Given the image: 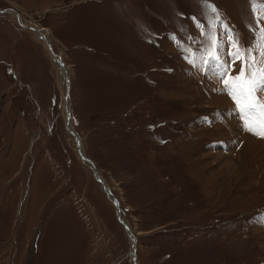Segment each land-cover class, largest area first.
<instances>
[{
  "label": "rangeland",
  "instance_id": "obj_1",
  "mask_svg": "<svg viewBox=\"0 0 264 264\" xmlns=\"http://www.w3.org/2000/svg\"><path fill=\"white\" fill-rule=\"evenodd\" d=\"M260 3L0 0V264H264Z\"/></svg>",
  "mask_w": 264,
  "mask_h": 264
},
{
  "label": "snow or ice",
  "instance_id": "obj_2",
  "mask_svg": "<svg viewBox=\"0 0 264 264\" xmlns=\"http://www.w3.org/2000/svg\"><path fill=\"white\" fill-rule=\"evenodd\" d=\"M209 8L212 13H215V15L212 17V21H219L222 17V14L218 12L214 6L209 5ZM254 10L264 14V0H261L259 7ZM261 21H264V15L261 16L260 20H258V23ZM197 26L204 29V26L199 23ZM225 27L227 28V25H225ZM204 31H206V29H204ZM261 32V40L264 41V29H261ZM230 38L233 39L232 47L235 49V52L233 53V62L235 60H240L241 67L239 73L231 80L227 78L228 74L225 72L223 74L225 79L222 80V83L224 84L225 89L228 90V94L236 102L237 107L241 110V118L244 120L245 130L258 136H264V120H261L259 124H255V122L249 119L250 115L257 107L261 108V115H264V105H257L253 102V93L260 89L261 85H264V70H261L259 74L253 72L252 65L249 63V61L254 62L255 57L251 55L249 50L242 52L239 42L236 41L235 38ZM211 43L213 47L216 46V37H211ZM208 55L212 60L218 59L214 51L209 52ZM261 55L264 56V52H262ZM185 59L188 60L189 63H195V61L191 59L190 56H186ZM205 63H207V61H205Z\"/></svg>",
  "mask_w": 264,
  "mask_h": 264
},
{
  "label": "bare ground",
  "instance_id": "obj_3",
  "mask_svg": "<svg viewBox=\"0 0 264 264\" xmlns=\"http://www.w3.org/2000/svg\"><path fill=\"white\" fill-rule=\"evenodd\" d=\"M214 14H215V13H214ZM214 14H213V15H214ZM35 27L38 29V31H43L45 34H47V31H48V33H49V30H48L49 28L46 29L47 27L45 28V27H43V26H38V25H35ZM39 27H41V28H39ZM53 40H54V39L50 37V33H49V36H47V42H48V45H49V46H50V42H52V45H53V42H54ZM51 47H53V46H51ZM58 60H59L58 57H56V61H57V62H59ZM59 64H60V63H59ZM105 188L107 189L106 186H105Z\"/></svg>",
  "mask_w": 264,
  "mask_h": 264
}]
</instances>
